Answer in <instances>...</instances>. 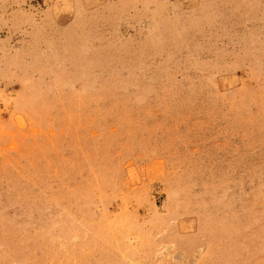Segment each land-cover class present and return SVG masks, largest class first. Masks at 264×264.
<instances>
[{"label": "rangeland", "instance_id": "obj_1", "mask_svg": "<svg viewBox=\"0 0 264 264\" xmlns=\"http://www.w3.org/2000/svg\"><path fill=\"white\" fill-rule=\"evenodd\" d=\"M0 264H264V0H0Z\"/></svg>", "mask_w": 264, "mask_h": 264}]
</instances>
